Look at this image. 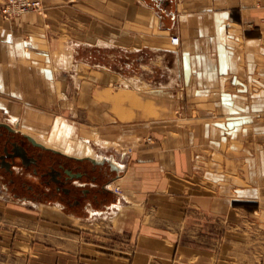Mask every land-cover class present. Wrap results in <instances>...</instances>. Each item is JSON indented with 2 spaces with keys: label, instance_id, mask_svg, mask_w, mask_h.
I'll use <instances>...</instances> for the list:
<instances>
[{
  "label": "crops",
  "instance_id": "obj_1",
  "mask_svg": "<svg viewBox=\"0 0 264 264\" xmlns=\"http://www.w3.org/2000/svg\"><path fill=\"white\" fill-rule=\"evenodd\" d=\"M40 1L44 16L0 18V111L24 127L83 105L89 127L135 142L115 181L141 205L113 241L76 230L92 213L3 188L0 264H262L264 0ZM128 46L148 82L132 104L117 93L113 116L106 91Z\"/></svg>",
  "mask_w": 264,
  "mask_h": 264
},
{
  "label": "flooded vegetation",
  "instance_id": "obj_2",
  "mask_svg": "<svg viewBox=\"0 0 264 264\" xmlns=\"http://www.w3.org/2000/svg\"><path fill=\"white\" fill-rule=\"evenodd\" d=\"M11 128L14 131L0 127V176L15 198L56 201L88 215L97 214L113 197L106 185L117 178L107 163L94 165L39 148L23 136L26 133Z\"/></svg>",
  "mask_w": 264,
  "mask_h": 264
},
{
  "label": "rangeland",
  "instance_id": "obj_3",
  "mask_svg": "<svg viewBox=\"0 0 264 264\" xmlns=\"http://www.w3.org/2000/svg\"><path fill=\"white\" fill-rule=\"evenodd\" d=\"M3 3H4V0H3ZM3 3L1 4V6L3 5ZM0 9H1V7H0ZM42 13L45 15L44 8H43ZM42 13L40 15H43ZM0 18L4 21L10 22V21L14 20L16 17L11 19V20H5L1 17V14H0ZM173 37H174V35L172 36L171 40L172 41L175 40L177 42V40L174 39ZM92 51H93V53H91V54H92V57L94 58V57H96L95 48H92ZM121 52H122V54H117L118 55L117 56L118 62L113 66V68L116 69L123 76L120 75L117 78L119 80H117V81L114 80V82H110L108 84L107 91H106V96L113 101V106H111V109H110L111 110L110 113L113 116H115L116 111H117L116 110L117 108H116L114 103L119 102L117 100V98L115 97V96H117L116 95L117 93H118V95L122 94L123 100L125 101V103H126V101H128L129 104H132V102L135 99L136 100L138 99L137 95H139V92H140V91H138V88L134 84H137L139 81L140 82L145 81L146 83L148 82V80H144V78L142 77L141 73L145 72L144 71L145 69L141 65L142 62L139 63L138 61L135 60L134 57H135L136 53H134L132 51V47L128 46L124 50H121ZM83 56L89 57V53L88 52L81 53L80 58H82ZM157 56L158 55L154 54L153 58L157 57ZM109 57H111V55H109ZM75 74H77V75L79 74L77 76V79L80 81L81 80L80 78L83 76V71H82V67L79 64H77ZM138 75H139L140 79H138V77H137ZM132 79H135V82ZM140 89L145 90V88H140ZM111 97H113V98H111ZM97 99H99V98H97ZM70 100H72V98H70ZM171 100L174 102L176 100V98L171 99ZM84 108L85 107L83 105H80V104L77 105L76 104V111L72 112V113H69V112L59 113V112L54 111L52 114H50L51 115L50 122L46 125L36 124V123L31 122V123H29L31 126H27L28 128H26V126H24V127L26 128V131L29 134L35 136L38 140L41 139L40 141H44L46 138L49 137L52 125L56 122V120L57 119H59V120L63 119L64 121H67L69 124H71V126L74 129L72 136H71L72 142L75 143V142H78L79 139L80 140L85 139V140L89 141L90 145H92L91 147L93 148V152H94L93 157L91 156L92 158L108 157V158H112L116 162H119L121 160L119 163L130 162V153L133 150V145L135 142H131V141L125 139L126 137L117 138L115 134H113V136H111V137L110 136L105 137L104 135L102 136V134L100 133L98 128L89 127V124L86 123V119L84 117V112L78 111L81 109L83 110ZM147 110L144 112V114L142 113L143 115L141 117L147 118L148 116L155 117L158 115V114L153 112L154 109L151 110V112H147ZM123 115L125 118H123V120L120 119V122H121V120L122 121L127 120L128 122H130V121H135L138 119L137 116H135V114L131 113V112L123 113ZM177 115H178L177 113H174V112L171 113V116L176 117ZM8 118L9 117L7 114L0 111V122H6V121H8ZM43 136H44V138H43ZM97 140L99 141V144L97 143L98 142ZM84 150H86V149H84ZM78 156H83V154H81L80 152H76L75 156H72V157H78ZM110 184H107L106 186L109 185V188H110L109 191L112 193L113 197L114 196L117 197V200L115 202L118 204L120 203V204L124 205L125 207H129L127 211L130 210L129 212H133V210H135L139 205H141V202H138L137 200H135L133 198L134 193H131L128 195V193H126L124 191V189L121 188V186H122L121 184L120 185H115V184L110 185ZM0 185L3 186L1 176H0ZM2 186H0V192H3L4 187H2ZM7 196H8L7 198H9L10 201H12V200L20 201L21 200L19 198H15L9 192H8ZM113 197L109 198V201L106 200L107 205H105V207H103L100 210L102 213H104V211H106V207H109L108 210H110L111 214L105 215V216H100L101 213L97 212V214H93L94 216L92 219H90L89 217L80 216L81 217L80 219L74 220V222L77 226L76 230L84 231L85 228H87L88 230L91 229V230L97 231V232H106V233H109V231L116 232L115 235L113 236L115 238V239L113 238L114 239L113 241L116 240V237L121 236L122 234H121V230L119 229V224L121 223V219L125 217L127 211H125L123 214L117 213L115 207L113 206L114 203H111L112 201L115 200V199H113ZM52 202L53 203L55 202V204H53ZM43 203L45 206L46 205L47 206L48 205H54L55 206V209H54L55 212L56 211L57 212L59 211L62 213L67 212V211L63 210L64 207L63 208L61 207L62 204L60 202L43 201ZM1 206H3L2 201H0V207ZM64 209L66 210L68 208H64ZM1 210L2 209H0V211ZM84 218H87V219H84ZM106 229H107V231H106ZM263 230H264V228L262 227V231ZM262 264H264V261L262 262Z\"/></svg>",
  "mask_w": 264,
  "mask_h": 264
},
{
  "label": "bare ground",
  "instance_id": "obj_4",
  "mask_svg": "<svg viewBox=\"0 0 264 264\" xmlns=\"http://www.w3.org/2000/svg\"><path fill=\"white\" fill-rule=\"evenodd\" d=\"M39 14V13H38ZM43 14V13H42ZM44 15V14H43ZM101 44V43H100ZM66 47V46H65ZM110 47V46H109ZM97 48V47H96ZM68 50V49H67ZM99 50V49H98ZM102 51V50H101ZM110 51V50H109ZM107 52V51H106ZM98 57V56H97ZM63 59H65L64 56H62ZM100 59V58H99ZM117 59V58H116ZM101 60V59H100ZM107 61V60H106ZM117 61V60H116ZM66 67L71 66L70 61L66 60L65 61ZM103 67V66H102ZM86 68V67H85ZM125 74V73H124ZM123 76V75H122ZM174 79V78H173ZM128 80V79H127ZM133 80V79H132ZM135 82V81H134ZM178 83V82H177ZM172 84V83H171ZM174 84V83H173ZM176 86V85H175ZM142 91V90H141ZM162 92V91H161ZM8 126L10 127H16L19 131H22L26 134H29L26 131V128H28L26 126L23 127L22 121L21 119L16 116V115H11L8 118V121L5 122ZM25 128V129H24ZM32 129V128H31ZM73 127L71 126V124H69L67 121L59 120L57 119L56 122L52 125L49 137L46 138L44 141H40L35 137L38 141H40L45 147L47 148H51L54 150H58L62 153H65L67 155L70 156H75L76 152H80L81 154H83V156H78V157H93V148L91 147L92 145L89 144L88 140L85 139H79L78 142H72V133H73ZM44 138V136H43ZM100 139V138H99ZM94 141V140H93ZM98 141V140H97ZM107 141V140H106ZM99 144V141L97 142ZM101 143V142H100ZM103 143V142H102ZM109 143V142H108ZM104 144V143H103ZM113 144V143H112ZM115 145V144H114ZM108 146V145H107ZM98 147V146H97ZM86 149V150H84ZM101 149V148H100ZM112 159V158H110ZM113 160V159H112ZM115 161V160H113ZM121 161V160H120ZM119 161V162H120ZM116 162V161H115ZM118 164V162H116ZM120 185L122 184L119 181H114L113 183H111L110 185ZM59 206V205H58ZM114 207L116 209L117 213L123 214L125 211L128 210L129 207H125L122 204H118L115 203Z\"/></svg>",
  "mask_w": 264,
  "mask_h": 264
},
{
  "label": "built area",
  "instance_id": "obj_5",
  "mask_svg": "<svg viewBox=\"0 0 264 264\" xmlns=\"http://www.w3.org/2000/svg\"><path fill=\"white\" fill-rule=\"evenodd\" d=\"M43 5L40 0H4L0 9L1 17L11 20L27 12H37L41 14Z\"/></svg>",
  "mask_w": 264,
  "mask_h": 264
},
{
  "label": "water",
  "instance_id": "obj_6",
  "mask_svg": "<svg viewBox=\"0 0 264 264\" xmlns=\"http://www.w3.org/2000/svg\"><path fill=\"white\" fill-rule=\"evenodd\" d=\"M0 127H5L9 131H14L10 126H8L5 123H0ZM23 136L31 144H33L34 146H37V147L45 149V150H50V151H52L54 153L63 154L60 151L45 147L43 144L37 142L33 137H31L29 135L23 134ZM74 158L77 159V160H87V161L91 162L94 165H101V164L107 163L109 165L111 171L115 172V174H116L115 178H117L119 176V174H120V172L122 170V167L119 164H117L115 161H113L112 159H110L108 157H98V158H92V157H81V158L79 157L78 158V157H74ZM98 212L102 213L101 211H98Z\"/></svg>",
  "mask_w": 264,
  "mask_h": 264
}]
</instances>
